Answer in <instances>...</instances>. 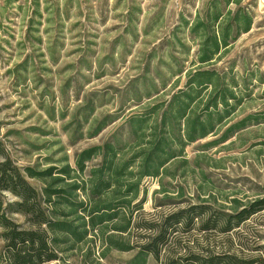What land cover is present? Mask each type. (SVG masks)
<instances>
[{
    "label": "rangeland",
    "instance_id": "1",
    "mask_svg": "<svg viewBox=\"0 0 264 264\" xmlns=\"http://www.w3.org/2000/svg\"><path fill=\"white\" fill-rule=\"evenodd\" d=\"M4 157L22 172L67 170L54 179L84 186L77 202L102 173L113 181L100 198L112 195L125 216L93 231L78 213L66 218L86 233L64 239L47 264H133L156 232L138 224L200 205L230 214L264 198V0H0ZM14 201L0 192V216L20 224ZM178 228L159 261L143 255V264L215 251L264 264V210L227 235Z\"/></svg>",
    "mask_w": 264,
    "mask_h": 264
},
{
    "label": "trees",
    "instance_id": "2",
    "mask_svg": "<svg viewBox=\"0 0 264 264\" xmlns=\"http://www.w3.org/2000/svg\"><path fill=\"white\" fill-rule=\"evenodd\" d=\"M224 1L227 2L228 0ZM238 27H236L237 30L248 29V26L242 29H238ZM108 150L111 152V148L106 146L103 154H106ZM95 151L96 149L93 148L80 154L79 157L82 156V159L76 162L80 171L83 170V161L91 155H95ZM151 153V155H154V153L164 154L165 152L155 149ZM161 166V164H156L155 167L159 168ZM100 171L102 170L98 172ZM63 173H67V170H59L53 167L38 171L25 168L22 172L11 166L5 157L0 162V192L11 194L15 200L7 206L9 214L23 218V222L18 224L13 222V220L0 216V227L3 230L0 236L4 243L0 251V264H47L59 261L60 255L63 253L59 245L64 239H67V241H74V239L79 241L86 233L84 231L82 235H79L70 226V222L68 223L66 218L73 214H80L85 220L82 226L89 227L91 231L99 229L103 224L106 225V223L113 222L114 219H122L125 216V213L121 212L123 208L118 212V210L115 211L114 205L108 204L107 200L112 195L107 199L100 198L105 196L108 190L113 187L110 174L105 176V173H102L95 184L92 182V187L89 188L88 196H86L87 199L83 200L84 202H77L71 197V194L73 192L76 194L78 190L84 193L86 188L84 186L71 185L67 190L59 187L60 181L54 178L58 174ZM145 175L149 176L150 174L147 173ZM49 178L51 183L48 184L47 180ZM28 179H35L42 184L40 189L30 185ZM105 201L106 203H104ZM62 205L70 209V213L66 212L63 207L60 210L59 207ZM207 209L204 205H200L186 211L179 210L164 216L160 223L155 226H149L148 223L145 224L146 222L142 225L138 224V227L144 230H156V232H154L152 239L136 246L137 253L130 262L143 264L145 257L143 259L141 257L149 254L159 261L158 257L161 251L167 247L168 243H172L173 239H170V236L179 230L178 227H181L184 232H190L192 227L197 224L196 231L199 233L205 234L215 231L220 235L230 234L248 221L250 217L264 210V198L251 201L239 211H233L230 214L215 210L213 213H210V211L208 213ZM124 211L126 212L125 209ZM120 215L122 218L119 217ZM127 216L126 226L118 228L124 233H126V227L132 219L131 214ZM57 232L63 234L66 238L56 235ZM120 244L115 246L118 250H127V246H120ZM181 259L176 258L172 260L171 264H183L179 262ZM185 261L184 264H188L191 259L185 258ZM193 263L243 264L236 255L225 251H215L207 257L198 255L193 258Z\"/></svg>",
    "mask_w": 264,
    "mask_h": 264
}]
</instances>
